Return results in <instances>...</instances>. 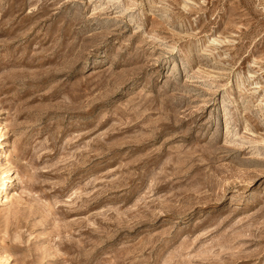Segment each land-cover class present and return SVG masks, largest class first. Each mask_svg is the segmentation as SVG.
<instances>
[{"label":"rangeland","instance_id":"rangeland-1","mask_svg":"<svg viewBox=\"0 0 264 264\" xmlns=\"http://www.w3.org/2000/svg\"><path fill=\"white\" fill-rule=\"evenodd\" d=\"M0 264H264V0H0Z\"/></svg>","mask_w":264,"mask_h":264},{"label":"bare ground","instance_id":"bare-ground-1","mask_svg":"<svg viewBox=\"0 0 264 264\" xmlns=\"http://www.w3.org/2000/svg\"><path fill=\"white\" fill-rule=\"evenodd\" d=\"M11 180H14V179H11ZM4 188L6 189L7 188V185H5Z\"/></svg>","mask_w":264,"mask_h":264}]
</instances>
